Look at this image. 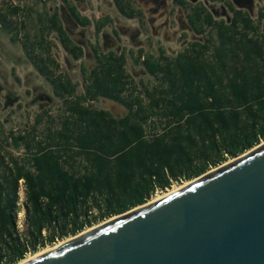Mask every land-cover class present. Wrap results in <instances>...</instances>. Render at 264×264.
I'll return each mask as SVG.
<instances>
[{"label":"trees","instance_id":"16d2710c","mask_svg":"<svg viewBox=\"0 0 264 264\" xmlns=\"http://www.w3.org/2000/svg\"><path fill=\"white\" fill-rule=\"evenodd\" d=\"M115 2L122 14L133 17L127 4ZM228 5L227 21L213 20L202 7L190 15L198 33L208 26L215 37L193 42L173 58L143 59L158 80L151 88L136 91L126 80L124 55L114 53L92 70L84 95H74L69 79H50L58 96L73 97L61 128L46 141L29 132L11 133L12 145L23 146L25 157L0 152V264H16L28 252L141 205L172 181L202 175L264 140V31L247 12ZM68 9L77 23H89L75 6ZM5 19L0 13L4 25ZM48 21L63 47L78 58L81 48L57 14ZM33 62L46 75L44 59ZM128 83L131 92L124 94ZM87 95L116 101L126 113L115 117L84 105ZM147 126H152L150 135ZM21 179L23 230L16 222Z\"/></svg>","mask_w":264,"mask_h":264},{"label":"rangeland","instance_id":"374dc122","mask_svg":"<svg viewBox=\"0 0 264 264\" xmlns=\"http://www.w3.org/2000/svg\"><path fill=\"white\" fill-rule=\"evenodd\" d=\"M115 1L0 0V13L6 15L5 25L0 21L1 153L7 152L20 158L27 156L28 152L23 146L16 148L12 145L11 133L29 132L36 140L46 141L58 131L69 115L68 100H73V97L58 96L50 79H69L75 85L74 95H84L92 70L100 67L101 61L109 53L124 55V70L128 75L126 80H132L136 91L142 90L144 86H154L158 80L146 71L144 58L160 55L173 58L193 42L203 43L210 34L215 37L214 28L208 26L201 33L196 31L190 21L195 8L202 7L205 12H210L213 20L227 21L232 16L228 4L232 3L236 9L240 8L249 14L259 32L264 31V0H121L133 10V17L122 14ZM71 5L89 20L88 24L81 25L73 19L68 9ZM54 13L73 43L81 48L78 58L63 47L58 33L50 26L48 20ZM98 24H102L100 29H97ZM32 44L33 49L29 54ZM38 57L45 61L46 75L33 62ZM132 86L128 83L124 94L131 92ZM136 91H133L132 96L136 95ZM83 104L106 110L115 117L126 113L123 105L102 96L92 98L87 95ZM152 130V126H147L146 133L150 135ZM262 143L264 140L238 156L210 167L205 173L233 161ZM200 176L174 180L169 187L155 190L145 203L126 212L172 193L186 185L187 181L192 182ZM20 194L23 195L22 191ZM22 208L19 205L20 219L23 220L21 230L26 226L25 206L24 211ZM118 215L99 220L89 227L92 229ZM89 227L46 244L36 252L56 247L90 230ZM36 252H28L25 258Z\"/></svg>","mask_w":264,"mask_h":264},{"label":"water","instance_id":"95a60500","mask_svg":"<svg viewBox=\"0 0 264 264\" xmlns=\"http://www.w3.org/2000/svg\"><path fill=\"white\" fill-rule=\"evenodd\" d=\"M21 264H264V143Z\"/></svg>","mask_w":264,"mask_h":264},{"label":"built area","instance_id":"2783aa9c","mask_svg":"<svg viewBox=\"0 0 264 264\" xmlns=\"http://www.w3.org/2000/svg\"><path fill=\"white\" fill-rule=\"evenodd\" d=\"M21 191H22V193H23L24 196L22 194H20ZM18 194H19V205L23 207L22 208V211H24L23 202H25V189H24V185H23V180L22 179L19 180V190H18ZM20 213L21 212L18 210L17 211V220H16V222H17V228L19 230H21L20 227H22V221H23V220L20 219Z\"/></svg>","mask_w":264,"mask_h":264},{"label":"bare ground","instance_id":"6f19581e","mask_svg":"<svg viewBox=\"0 0 264 264\" xmlns=\"http://www.w3.org/2000/svg\"><path fill=\"white\" fill-rule=\"evenodd\" d=\"M190 181H187L186 182V184L187 183H189ZM144 205H147V204H144ZM144 205H142V206H144ZM142 206H140V207H142ZM117 217V216H116ZM115 218V217H114ZM89 229H90V227H89ZM82 233H84V232H82ZM82 233H80V234H82ZM79 235V234H78ZM72 239V238H71ZM55 246H53V247H50V248H47V249H44L43 251H41V252H36L34 255H32L31 257H34V256H36V255H38V254H40V253H43V252H45V251H47V250H49V249H52V248H54ZM31 257H27V258H23V259H21L20 261H18L16 264H21V263H23L24 261H26V260H28V259H30Z\"/></svg>","mask_w":264,"mask_h":264}]
</instances>
